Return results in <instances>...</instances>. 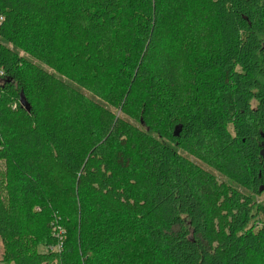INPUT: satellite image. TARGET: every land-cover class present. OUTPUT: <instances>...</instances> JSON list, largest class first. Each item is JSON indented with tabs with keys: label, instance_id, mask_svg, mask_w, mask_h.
<instances>
[{
	"label": "trees",
	"instance_id": "1",
	"mask_svg": "<svg viewBox=\"0 0 264 264\" xmlns=\"http://www.w3.org/2000/svg\"><path fill=\"white\" fill-rule=\"evenodd\" d=\"M0 14V264H264V0Z\"/></svg>",
	"mask_w": 264,
	"mask_h": 264
},
{
	"label": "built area",
	"instance_id": "2",
	"mask_svg": "<svg viewBox=\"0 0 264 264\" xmlns=\"http://www.w3.org/2000/svg\"><path fill=\"white\" fill-rule=\"evenodd\" d=\"M3 21V16L0 14V24L1 22ZM60 235V233H58ZM62 246L61 243H59L56 247H51L50 250H56V249H60ZM54 264H57V263H54Z\"/></svg>",
	"mask_w": 264,
	"mask_h": 264
},
{
	"label": "rangeland",
	"instance_id": "3",
	"mask_svg": "<svg viewBox=\"0 0 264 264\" xmlns=\"http://www.w3.org/2000/svg\"><path fill=\"white\" fill-rule=\"evenodd\" d=\"M262 198H264V195H263V197ZM41 249V251H49L50 250V248L49 247H41L40 248ZM2 243H1V240H0V254L2 253Z\"/></svg>",
	"mask_w": 264,
	"mask_h": 264
}]
</instances>
